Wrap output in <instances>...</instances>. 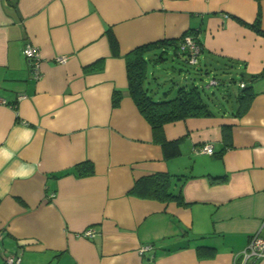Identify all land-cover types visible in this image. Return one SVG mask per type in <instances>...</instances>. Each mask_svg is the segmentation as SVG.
<instances>
[{
  "label": "crops",
  "instance_id": "1",
  "mask_svg": "<svg viewBox=\"0 0 264 264\" xmlns=\"http://www.w3.org/2000/svg\"><path fill=\"white\" fill-rule=\"evenodd\" d=\"M257 17L264 30V0H0V150L14 154L9 160L0 151V264L11 253L20 264H243L249 238L264 236V35L251 28ZM185 35L201 45L195 79L224 81L226 92L216 97L213 116L163 126L165 138H181V153L165 158L128 93L124 55ZM26 43L40 52L38 80L21 52ZM241 82L254 95L234 116L220 101L234 100ZM115 90L121 97L113 106ZM223 127L230 134L224 149ZM24 129L32 131L26 144ZM205 144L213 153L195 151ZM84 161L94 173L74 174ZM22 166L30 174L14 176ZM155 172L174 176L184 204L129 193L136 179ZM89 227L95 234L83 236ZM197 246L212 250L199 255Z\"/></svg>",
  "mask_w": 264,
  "mask_h": 264
},
{
  "label": "trees",
  "instance_id": "2",
  "mask_svg": "<svg viewBox=\"0 0 264 264\" xmlns=\"http://www.w3.org/2000/svg\"><path fill=\"white\" fill-rule=\"evenodd\" d=\"M258 23H260L259 17L251 24V28L257 33L264 35V30L261 29ZM186 34L191 33L187 32ZM107 36L112 54L119 55L117 41L110 30L107 31ZM182 38L183 36L179 39H164L143 44L133 48L124 55L128 93L139 112L149 123L153 140L161 146L165 158L176 157L181 153V138L168 140L164 136L163 126L166 123L188 117L213 116L215 114L214 109H216L214 107L217 101L216 97L218 98V96L213 92H211L213 95L210 96L207 92H204L205 88L209 89L211 86L217 89L219 88L218 90L221 92L220 95L226 92V89H221L219 86L223 85L225 82L219 81L218 79L215 80L213 77L216 85L206 83L207 85L204 84L199 86L194 81V78H190L188 82L179 83L176 89L174 86H169L167 90L163 91L162 97L157 94L158 88H154L153 85H159L160 83L157 77L156 79L153 77L152 79L154 81L150 83L151 81L148 77L149 62L151 60L153 61V59L156 60V62L161 61V59H163V54L171 50L173 55L181 57L182 62L192 64L189 62L188 53L179 50V44ZM197 62L198 61L194 64H197ZM197 71H199V69H197ZM243 85V87L239 86L240 90L234 96L236 102V107L233 108L232 112L234 116H240L247 110L253 98L252 96L254 95L251 85ZM120 97L121 92L115 90L112 94L113 106L118 104ZM228 129V127L222 128L223 149L230 145V134ZM223 149H221L219 153H221ZM71 171L78 176L91 175L94 173V164L91 161H84L75 165ZM68 172L69 171H64L61 174H66ZM176 177L177 180L184 181L188 176L177 175ZM173 178L174 176L167 172H155L142 176L134 181L129 193L139 198L155 199L162 202L173 200L179 204H184L182 195L174 189L175 181ZM211 250L212 247L197 246L199 255H205Z\"/></svg>",
  "mask_w": 264,
  "mask_h": 264
},
{
  "label": "built area",
  "instance_id": "3",
  "mask_svg": "<svg viewBox=\"0 0 264 264\" xmlns=\"http://www.w3.org/2000/svg\"><path fill=\"white\" fill-rule=\"evenodd\" d=\"M179 50L187 52L189 62L194 64L196 63L198 54L201 51V46L194 37L185 35L179 44ZM21 52L30 65L33 78L38 80L41 77V56L38 48L31 43H26ZM55 61L62 64L66 62V58L64 56H57L55 57ZM209 84L216 85V82L214 79H211ZM243 84L244 83L241 82L238 85L243 87ZM195 151L197 153L211 154L213 153V146L211 144H205L197 148ZM51 196H53V194ZM94 234L95 232L91 227L86 228L82 232V235L87 237L93 236ZM151 247V245L144 246L140 249V252L150 250ZM240 255L242 256L243 264H255L258 259L264 258V236L259 235V233L253 234L247 241V246L242 250ZM20 262L21 257L16 253L5 255L4 264H20Z\"/></svg>",
  "mask_w": 264,
  "mask_h": 264
},
{
  "label": "rangeland",
  "instance_id": "4",
  "mask_svg": "<svg viewBox=\"0 0 264 264\" xmlns=\"http://www.w3.org/2000/svg\"><path fill=\"white\" fill-rule=\"evenodd\" d=\"M201 64L197 63V64H187L185 62H182V60L180 59H176L174 58V56L172 55L171 52H169L165 59L163 60V62L161 63H157L154 64L152 62V60L149 62V77H152V73H155V75L158 78L159 81V85L154 84V88H158L157 90V94L162 97L163 91L167 90L169 86H174V88L176 89V87L179 85V83H183V82H188L190 80V78H194V81L196 82V84L200 85H204V84H209L210 80H209V76L206 75H202L200 78L201 79H195L196 77H198L199 73L197 71L198 68H200ZM173 67H176V69H173ZM181 68V75H179L178 70ZM222 75V74H221ZM184 76L186 78H184ZM165 77H168V81H164ZM234 79L238 80L240 77L238 75H233ZM219 78V77H218ZM206 84V85H207ZM230 89V94L232 93V91L237 90V87H229ZM219 89V88H218ZM216 87L211 86L209 89L204 90V92H207L210 96H212L213 94L211 92H213L216 96H218L219 100H221V96L220 95V90H218ZM206 94V93H205ZM173 95V94H171ZM224 104V106L226 107L225 109H232L235 108V100L229 99L226 100L224 99V101H220Z\"/></svg>",
  "mask_w": 264,
  "mask_h": 264
},
{
  "label": "clouds",
  "instance_id": "5",
  "mask_svg": "<svg viewBox=\"0 0 264 264\" xmlns=\"http://www.w3.org/2000/svg\"><path fill=\"white\" fill-rule=\"evenodd\" d=\"M20 139L23 143H25V144L28 143L32 139V131L30 129H24ZM0 151H4L5 158L9 159V160L12 159V157L14 155L13 153L8 152L6 150H0ZM259 151H261V150H257L258 153H259ZM29 174H30L29 170L26 167L22 166L19 171L14 173V176H26Z\"/></svg>",
  "mask_w": 264,
  "mask_h": 264
}]
</instances>
